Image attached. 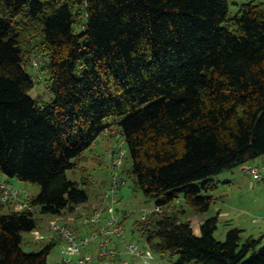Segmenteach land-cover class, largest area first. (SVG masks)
<instances>
[{
	"label": "trees",
	"instance_id": "1",
	"mask_svg": "<svg viewBox=\"0 0 264 264\" xmlns=\"http://www.w3.org/2000/svg\"><path fill=\"white\" fill-rule=\"evenodd\" d=\"M33 55L51 72L49 104L29 95ZM108 118L127 145V174L152 203L134 223L148 251L173 264H264V233L232 227L218 240V216H206L215 178L238 166L250 175L264 156V0L233 15L228 0H0V178L39 187L17 188L23 208L0 203V264H47L53 239L21 247L41 215L81 219L91 184L66 171ZM181 196L206 216L198 234Z\"/></svg>",
	"mask_w": 264,
	"mask_h": 264
},
{
	"label": "rangeland",
	"instance_id": "2",
	"mask_svg": "<svg viewBox=\"0 0 264 264\" xmlns=\"http://www.w3.org/2000/svg\"><path fill=\"white\" fill-rule=\"evenodd\" d=\"M248 1L250 0H228L229 14H235L240 4ZM76 30H79V27ZM37 59H42V57L33 55L30 61ZM26 71L32 77L34 83L29 95L41 105L51 103L54 100V94L51 90V72L42 66L36 68L31 62L26 65ZM106 122L111 123V125L86 151L87 156L80 164V166H84H82V169L86 168L85 172L79 166L75 170H67L66 174L68 178L79 182L82 180V175L85 174L84 176L88 178L91 185L81 184V186L89 187L90 196L92 193H96V196L100 197L107 192L114 182L118 183L119 187L116 189L115 194L117 203L113 205V209L116 213H126L123 223L125 239L117 238L122 243L120 257L124 260H121V264H125V260L128 261V264H142L141 258L143 259V264H173L176 257L171 254L161 255L152 251L153 259L150 261L148 258L152 255L146 258L142 256L134 257L124 249L129 243L137 245L138 248L140 247L139 250L147 248L145 238L142 236L141 231L135 230L134 223L140 220L144 211L152 203L145 202L142 191L135 187L132 177L127 174V170L131 165V158L127 145L118 133L116 124L112 123L113 118H108ZM250 164L260 168L263 173L261 179L254 180L252 176L242 171V166L226 170L215 178L218 181L217 188L213 192L216 198L206 215L218 216L217 228L214 232V236L218 240H224L227 230L232 227L244 229L245 234H253L254 236L264 233V156L255 158L250 161ZM8 179L17 184L16 188H26L25 190L31 195L39 192V187L35 184L19 181L15 177H8ZM176 204L182 206L185 210V213L182 214L183 220H195L197 214L192 213L191 208L185 203L182 196L177 199ZM110 206L111 204H108L106 209ZM223 212H227L229 216L219 215ZM68 213L70 212L64 211L62 215L57 216L41 215L39 224L34 230L22 233V249L28 252L38 251L53 239L55 245L48 255L47 264H57L59 256L63 255L61 249L64 241L52 229V223L56 222L66 225L63 217ZM228 220L230 222L226 223ZM111 247L115 248L114 245H111ZM131 259H134L133 262ZM112 260V264H119L117 255Z\"/></svg>",
	"mask_w": 264,
	"mask_h": 264
},
{
	"label": "built area",
	"instance_id": "3",
	"mask_svg": "<svg viewBox=\"0 0 264 264\" xmlns=\"http://www.w3.org/2000/svg\"><path fill=\"white\" fill-rule=\"evenodd\" d=\"M42 59L32 61V65L39 68ZM253 179L260 178L262 175L261 170L255 166H248L246 168ZM119 187L117 182H114L104 195L100 196L99 203L93 204L90 207L81 205L78 207V212L84 225L96 226L103 217L104 209L108 204H111V216L106 222L99 227L88 237H79L76 232L69 226L59 223H52V229L62 238V259L59 264H112V258L118 255V251L111 247L113 236L125 239L123 224L120 222V216L117 214L113 205L117 203L115 196L116 189ZM19 200L16 203V208L20 209L26 206L27 193L15 188L11 182L0 178V203H5L11 200ZM84 206V207H83ZM93 239H99L98 251L95 255L83 252L85 247ZM127 253L134 257L146 258L150 255H144L138 246L129 243L126 246ZM125 264L128 261L125 260Z\"/></svg>",
	"mask_w": 264,
	"mask_h": 264
},
{
	"label": "crops",
	"instance_id": "4",
	"mask_svg": "<svg viewBox=\"0 0 264 264\" xmlns=\"http://www.w3.org/2000/svg\"><path fill=\"white\" fill-rule=\"evenodd\" d=\"M2 178L8 179L6 177H2ZM9 181H11V180H9ZM11 183L14 186L17 185L15 183H13L12 181H11ZM24 189H26V188H24ZM35 194H32V195H35ZM92 195H91L92 197L90 196L89 201L87 203L83 204V205L90 206V205L99 203V198L100 197L96 198L97 197L96 196V193H92ZM105 210H106V212H105ZM104 212H105V215L101 218V221L96 226H87V225H84L82 223L81 219L77 216L76 212L75 213L74 212H71V213L65 214L64 217H63V219H64L65 224L69 225L77 233V235L79 237H88V236H90L97 229V227H99L100 225H102V224H104L106 222V220L109 218V215L112 213V210H111L110 207H108V209H106V208L104 209ZM219 215H223L224 217L225 216H229V214L227 212L220 213ZM206 216L205 215H201V214L200 215L197 214L196 217H195V220L194 221L191 220L192 229H193V231L196 234L199 233V224L203 221L204 217H206ZM117 238H118L117 236H115L113 238L111 245H114L115 249H117V251H118V255L117 256H118V260H119L118 263L121 264L122 261L124 260V259L122 260V258L120 257V253H121L120 250H121V244L122 243H120ZM124 249H126V248H124ZM97 251H98V241H97V239H93L86 246L85 252L92 254V253H96ZM141 251L143 252L144 255H152V256H150L148 258L150 261L153 259V253L151 251H148L146 248L145 249L144 248H141ZM61 259H62V255L59 256V258L57 260V264L60 263ZM131 260L133 262L134 259H131ZM141 263L142 264L144 263L142 258H141Z\"/></svg>",
	"mask_w": 264,
	"mask_h": 264
}]
</instances>
